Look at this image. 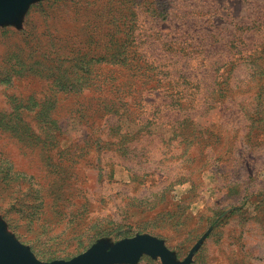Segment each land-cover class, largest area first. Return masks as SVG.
I'll return each instance as SVG.
<instances>
[{
  "label": "rangeland",
  "instance_id": "1",
  "mask_svg": "<svg viewBox=\"0 0 264 264\" xmlns=\"http://www.w3.org/2000/svg\"><path fill=\"white\" fill-rule=\"evenodd\" d=\"M101 44L157 65L124 88L138 118L52 85L58 46ZM0 227L41 262L146 234L176 263L264 264V0H28L0 20Z\"/></svg>",
  "mask_w": 264,
  "mask_h": 264
},
{
  "label": "trees",
  "instance_id": "2",
  "mask_svg": "<svg viewBox=\"0 0 264 264\" xmlns=\"http://www.w3.org/2000/svg\"><path fill=\"white\" fill-rule=\"evenodd\" d=\"M54 45L56 44L54 43ZM125 47L126 46L122 44L113 46L101 44L91 48L74 45L70 50H67L65 47V51L60 52L62 47L58 46L55 52L59 53L58 57L60 58L58 59H60V67L63 69V73L60 75L58 74L59 76L52 77V85H56L57 88L61 86L64 91L75 92L77 86L91 83L96 85L99 89L101 88L100 92L105 95V97L99 95L95 98L96 105L101 104L103 108L105 107V111L112 113L111 115L116 117V121L124 113L127 116L134 115L135 118H138V114H140L139 111L133 110L129 107L128 102L123 100V98H125V89L129 92L131 90L130 86L137 85V82L134 83V78L141 80V84L149 83L152 79L156 83H159L160 78H153L152 73L146 72L149 66L153 68L157 67V65H152L153 62L148 63L145 60L131 59L127 56H119L118 59H109V57L113 58L115 54H122L126 50ZM51 48H55V46L45 48L44 52L51 51ZM97 54H99L98 57ZM115 66L128 70V79L123 82L121 86L114 83V80H117L116 75L102 77V73L99 72L101 69H109L112 72L116 71L114 69ZM77 82H80V84L78 85ZM152 87H155V85H152ZM107 95H109V97H107ZM141 99L142 97L139 99V102ZM139 104L144 106V102ZM154 117V115H148L144 119L154 121Z\"/></svg>",
  "mask_w": 264,
  "mask_h": 264
},
{
  "label": "water",
  "instance_id": "3",
  "mask_svg": "<svg viewBox=\"0 0 264 264\" xmlns=\"http://www.w3.org/2000/svg\"><path fill=\"white\" fill-rule=\"evenodd\" d=\"M28 0H0V20L7 19ZM99 241L84 252L68 260L38 261L28 248L16 242L0 227V264H135L141 253L158 256L163 264H185L174 262L163 240L146 234L124 238L110 246Z\"/></svg>",
  "mask_w": 264,
  "mask_h": 264
}]
</instances>
